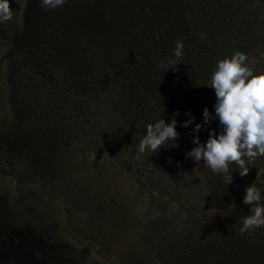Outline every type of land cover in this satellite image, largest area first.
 <instances>
[{
  "label": "rangeland",
  "instance_id": "374dc122",
  "mask_svg": "<svg viewBox=\"0 0 264 264\" xmlns=\"http://www.w3.org/2000/svg\"><path fill=\"white\" fill-rule=\"evenodd\" d=\"M199 1L190 13L185 0H65L50 10L10 0L13 18L0 25V264H264V226L239 232L243 189L256 180L264 190V156L244 177L230 164V185L190 157L185 174H198L186 181L171 158L161 195L119 156L122 142L136 147L146 123L177 109L193 124L178 123L176 146L145 153L184 154L203 108L214 113L216 2ZM206 9L215 25L202 23ZM177 40L183 56L165 72L154 45L170 56ZM253 40L255 72L264 39ZM209 129L221 130L212 120L201 142Z\"/></svg>",
  "mask_w": 264,
  "mask_h": 264
},
{
  "label": "clouds",
  "instance_id": "9594fccd",
  "mask_svg": "<svg viewBox=\"0 0 264 264\" xmlns=\"http://www.w3.org/2000/svg\"><path fill=\"white\" fill-rule=\"evenodd\" d=\"M38 6L45 9L61 7L65 0H37ZM14 10L10 0H0V25L10 22ZM183 42L176 41L171 54L159 67L173 69V65L183 56ZM207 86L214 90V113L208 107L202 110V122L190 129L195 145L184 153L195 165L202 163L213 175H221L224 183L233 182V171L229 165L235 164L241 177L246 176L257 157L264 156V71H253L248 64V55L234 51L215 62ZM179 109L175 110L169 122L159 117L144 125V132L136 144V155L146 151L158 153L162 147H174L179 137L177 125L187 128L193 124L195 116L185 113L188 118L178 121ZM212 120H217L220 131L209 129L206 141L201 142L198 133ZM178 163V162H177ZM242 202L249 205V212L240 218L239 232H251L264 226V190L256 180L243 189Z\"/></svg>",
  "mask_w": 264,
  "mask_h": 264
},
{
  "label": "trees",
  "instance_id": "16d2710c",
  "mask_svg": "<svg viewBox=\"0 0 264 264\" xmlns=\"http://www.w3.org/2000/svg\"><path fill=\"white\" fill-rule=\"evenodd\" d=\"M263 1L264 0H213V2H216L214 3V10L215 14H217V60L222 59L224 56H230L232 52L239 50L247 53L248 64H250V58L256 50L252 48L254 46L253 35L261 40L264 39V10L261 9L258 4L259 2L262 3ZM253 4L254 7L252 6ZM183 5L189 9L190 13H193L195 10H192V8L197 10L198 7L204 6L205 3H200L199 0H185V2H182V6ZM186 8H183V10H186ZM254 11L258 12L257 16L259 17V20L253 24L255 21L253 19V22L251 23L254 26H252L247 22V20H251L250 15L254 16ZM202 12L205 13V10ZM193 19L195 21L194 17ZM200 19L202 20V23H207L208 25L216 24L212 13H210L208 10L206 11L204 17L200 16ZM163 31L164 30L158 32V35L162 34ZM202 34L203 33H201V35ZM183 39L184 38L182 37V41ZM209 41H213V39L209 37ZM174 45L175 43L172 44V47H174ZM204 45H206V43H204ZM168 46L169 45H167V47ZM255 48L257 47L255 46ZM154 49H156V56H164V58L169 57V53H165V47L154 45ZM255 54H257V51H255ZM259 63L260 65L263 64L264 59ZM257 69L258 71H264V67ZM180 72H183V70ZM192 77V75L188 76V81H190ZM119 150V156L123 160L124 164L127 165V167L131 168L137 166L139 169L141 168L146 176L152 178L150 188L151 190H154L156 194L161 195L164 192H167L168 186L165 182L163 183V180L175 169L171 166V158H174L175 161L178 162L176 167L182 172V175L186 181H191L192 177H195L198 174L197 171H193V173H190L189 175L188 173L185 174V170L183 168L184 165L186 166L187 162L184 159L183 152L180 150L173 152L171 154L172 156L170 154H168L169 156L166 155V151L163 152L161 156H157L155 158L152 157V155L146 153L137 156L136 147L130 141L122 142ZM178 172H176V174ZM24 207L26 208V205H24ZM35 218L37 219L38 217ZM47 218V220L43 219L45 220V223L43 222L44 225L47 226L46 229L52 225V221L54 222V220H51V217ZM37 220H34L33 222L38 224ZM70 253L77 255L75 251H71ZM84 261L87 263L86 260Z\"/></svg>",
  "mask_w": 264,
  "mask_h": 264
}]
</instances>
